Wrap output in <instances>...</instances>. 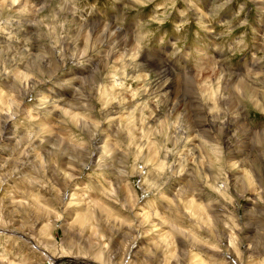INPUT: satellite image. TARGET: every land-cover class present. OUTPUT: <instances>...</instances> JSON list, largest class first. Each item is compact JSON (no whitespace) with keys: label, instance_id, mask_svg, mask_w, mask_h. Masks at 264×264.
<instances>
[{"label":"clouds","instance_id":"9594fccd","mask_svg":"<svg viewBox=\"0 0 264 264\" xmlns=\"http://www.w3.org/2000/svg\"><path fill=\"white\" fill-rule=\"evenodd\" d=\"M0 264H264V0H0Z\"/></svg>","mask_w":264,"mask_h":264}]
</instances>
